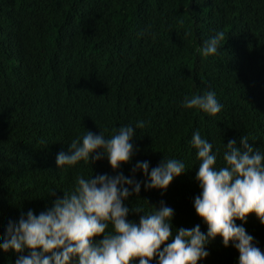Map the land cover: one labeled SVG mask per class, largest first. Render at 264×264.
Masks as SVG:
<instances>
[{
    "label": "trees",
    "instance_id": "16d2710c",
    "mask_svg": "<svg viewBox=\"0 0 264 264\" xmlns=\"http://www.w3.org/2000/svg\"><path fill=\"white\" fill-rule=\"evenodd\" d=\"M218 30L220 52L202 56ZM205 90L223 105L214 117L182 106ZM138 120L146 123L134 129L132 164L156 166L165 155L191 168L163 193L142 187L139 199L171 206L175 228L199 223L206 232L193 208L199 162L188 142L198 129L214 151L229 139L240 146L242 135L264 147V0H0V240L21 210L39 214L90 172L83 162L57 168L72 139ZM92 170L113 174L106 158ZM244 227L264 251V226L249 215ZM208 248L198 264H236L238 252L219 237ZM15 259L0 251V264Z\"/></svg>",
    "mask_w": 264,
    "mask_h": 264
},
{
    "label": "clouds",
    "instance_id": "9594fccd",
    "mask_svg": "<svg viewBox=\"0 0 264 264\" xmlns=\"http://www.w3.org/2000/svg\"><path fill=\"white\" fill-rule=\"evenodd\" d=\"M225 39L222 30L215 31L202 41L201 55H217ZM182 106L213 117L223 107L212 90L185 96ZM145 123L138 120L98 134L84 130L72 139L67 152L57 153V168L83 162L90 172L77 174L73 187L61 191L62 197L51 207L39 214L21 210L18 219L9 220L0 251L15 253V264H198L207 259L208 245L219 237L225 248L238 252L236 264H264V251L244 227L249 215L264 226V147H252L242 135L240 146L229 139L214 151L209 139L198 129L193 131L188 143L199 162L195 180L200 189L193 208L207 231H201L199 223L175 228L171 206L164 201L150 205L139 199V193L142 187L163 193L191 168L184 160L165 155L156 166L148 160L132 164L139 151L133 143L134 129ZM104 158L113 174L93 172L92 165ZM124 164H132L129 175L121 171ZM138 172L142 180L137 179ZM133 196L146 207L130 206ZM132 213L140 214L138 223L128 219ZM95 237L102 238L94 241Z\"/></svg>",
    "mask_w": 264,
    "mask_h": 264
}]
</instances>
